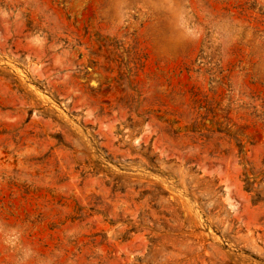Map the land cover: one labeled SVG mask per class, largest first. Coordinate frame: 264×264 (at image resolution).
<instances>
[{"label": "rangeland", "instance_id": "1", "mask_svg": "<svg viewBox=\"0 0 264 264\" xmlns=\"http://www.w3.org/2000/svg\"><path fill=\"white\" fill-rule=\"evenodd\" d=\"M0 264H264V0H0Z\"/></svg>", "mask_w": 264, "mask_h": 264}]
</instances>
